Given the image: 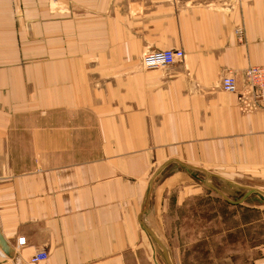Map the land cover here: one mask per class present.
Wrapping results in <instances>:
<instances>
[{"label":"crops","instance_id":"1","mask_svg":"<svg viewBox=\"0 0 264 264\" xmlns=\"http://www.w3.org/2000/svg\"><path fill=\"white\" fill-rule=\"evenodd\" d=\"M63 1L0 0V264H176L170 186L264 201V112L221 88L264 65V0ZM150 48L185 58L145 70Z\"/></svg>","mask_w":264,"mask_h":264},{"label":"rangeland","instance_id":"2","mask_svg":"<svg viewBox=\"0 0 264 264\" xmlns=\"http://www.w3.org/2000/svg\"><path fill=\"white\" fill-rule=\"evenodd\" d=\"M47 3L59 17L64 1ZM202 180L198 176L197 182L188 184L181 179L170 186L175 189H170L167 211L158 220L175 246L176 264H247L256 242H264V201L253 195L240 201L241 194L233 187L208 177ZM186 188L194 193L177 204L174 194Z\"/></svg>","mask_w":264,"mask_h":264},{"label":"built area","instance_id":"3","mask_svg":"<svg viewBox=\"0 0 264 264\" xmlns=\"http://www.w3.org/2000/svg\"><path fill=\"white\" fill-rule=\"evenodd\" d=\"M184 58L182 49L150 48L141 55L140 66L145 70L168 68L182 62ZM221 88L225 92L237 94L243 113L264 112V65H250L242 70L228 69L221 79ZM18 242L24 245L26 239L20 238ZM48 256L47 252L40 251L31 258V263L46 261Z\"/></svg>","mask_w":264,"mask_h":264},{"label":"water","instance_id":"4","mask_svg":"<svg viewBox=\"0 0 264 264\" xmlns=\"http://www.w3.org/2000/svg\"><path fill=\"white\" fill-rule=\"evenodd\" d=\"M0 244H1L2 248L4 249V251L6 253L10 254L9 245L4 241V239L2 238L1 235H0Z\"/></svg>","mask_w":264,"mask_h":264}]
</instances>
